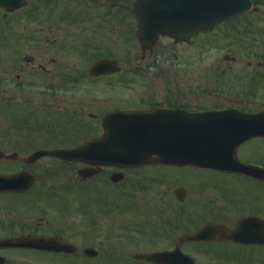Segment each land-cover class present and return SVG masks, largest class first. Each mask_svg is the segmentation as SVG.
Segmentation results:
<instances>
[{"label":"flooded vegetation","instance_id":"obj_1","mask_svg":"<svg viewBox=\"0 0 264 264\" xmlns=\"http://www.w3.org/2000/svg\"><path fill=\"white\" fill-rule=\"evenodd\" d=\"M136 1L28 0L23 9H0V135L5 136L0 137V264H85L87 259L101 256L103 242L111 244L112 257L106 259L107 263L100 260L94 264H163L145 259L153 254H164L171 264H182V259L190 264H264V159L250 155L256 151L251 150L255 145L264 149V0H252L253 8L234 21L240 29L234 35L236 46H246L248 52L244 51L241 57H226L224 60L231 65L221 68L219 89L201 91L204 97L213 95L216 100L234 95L227 105L214 102L207 107L206 101L198 104L190 100L194 94H190L191 90L186 94L178 91V72L171 67L174 79L168 86L169 96L152 100L144 96L141 104L126 102L128 105L123 107L109 104L103 96L82 99L76 83L85 81L97 87L99 82H107L110 88L111 77L121 75L120 59L105 50L116 44L115 16L117 22L125 18L128 31L132 29L130 16L119 4L131 5L135 10ZM135 20L132 30L141 51L138 60L143 61L154 46L141 43L136 17ZM208 33L211 32H200L192 38L201 41ZM246 33H251L249 42L242 40L243 36L249 40ZM192 38L185 43H191ZM171 40L174 45L180 43ZM121 78L128 82L124 80L129 78L127 75ZM117 109L234 113L235 117L225 116L229 121L220 124L219 134L224 141L220 155L213 154L214 147L209 145V153L189 156L199 161L222 159L220 169L162 164L120 169L35 154L98 137L106 114ZM258 113L262 116H252ZM57 115L73 117L80 129L90 134L71 145H35V131L50 133L47 130L52 125H59L54 121ZM227 125L231 127L228 129ZM227 149L229 152H224ZM52 160L55 162H48ZM56 162L72 164L75 177L82 182L102 178L90 188L78 185L75 192L82 204L95 200L90 211L84 212L88 219L81 218L90 224H86V229L94 230L97 239L93 244H82L84 238L79 229L78 235L74 233L76 219L67 222L60 217H36L35 211L30 213L32 217L28 216L25 201L40 198L44 192L42 186L36 187L42 174L35 168H52ZM167 170L192 171L198 178L189 186L182 174L169 175ZM114 183L120 186L114 188ZM36 188L40 192H33ZM103 189H110L113 195ZM87 194L88 197L83 196ZM107 205L118 206L119 211L108 208L113 222L104 227L97 214L106 213ZM76 235L81 239L75 241L72 236Z\"/></svg>","mask_w":264,"mask_h":264},{"label":"rangeland","instance_id":"obj_2","mask_svg":"<svg viewBox=\"0 0 264 264\" xmlns=\"http://www.w3.org/2000/svg\"><path fill=\"white\" fill-rule=\"evenodd\" d=\"M119 5L121 6L120 9L124 8L125 13L130 16L132 29H134L136 23V15L135 10H133V6L123 3H120ZM123 16L124 15H122V17ZM39 17H35V20H38ZM115 17L116 23L114 24V38L116 44L115 46H113V49H110L109 51L105 50V52L111 51L114 58L120 59V62L122 64V71L120 73L121 75L111 77L113 81L111 82L112 85L110 88L109 86H106V84L108 85L107 82H99L97 87L95 83H89L85 81L76 83L77 86L75 89L79 91L80 97H83L82 99H92L93 96H103V99H108L109 104L117 106L122 105L123 107L128 105H125L126 102H130L134 104V106L141 104V100H143L144 96L149 97L150 100L154 99V97L160 98L161 96H169L170 89L168 88V86H171L173 82V80L171 79H174V75L172 74L171 76L170 74L171 67L173 69H176L174 70L175 73L178 72L179 86L176 83L178 86V91L183 90L182 93H184L191 90L190 94H194L193 97L190 98V100H193L198 104L202 103V101H206L208 103L207 107L212 106L211 104H215L214 102H219L218 104L221 105H227L230 101L234 100V95L231 97H222L216 100L213 95H211L210 97H204L206 96L204 93H207L209 91L212 92V90L214 89H219L220 84L218 83H220L222 79L221 68L224 65H231V63H228V61L224 60L226 57H241L244 51L245 54L246 52H248V47L245 46L239 49V47L236 46V37H234V35L237 34L236 31L240 30L239 26L237 25L238 22H234V20L231 21L232 23L230 24L225 23L220 26H216L213 30H209V32L211 33H208V35L203 40L201 39L200 41V39L197 40L192 38V42L188 44H186L184 41L183 44L182 42H180L178 43V45H174L171 40L172 38L162 36L159 39L160 41L157 42L158 44L156 43L154 45L151 55H148L147 53L146 58L143 61H140L138 60V58L139 56H141V51L137 48L136 45L137 37L135 35V30L130 29V31H128L127 24L124 23L125 18H122L123 20L117 22L118 16ZM248 17H250V15H248ZM122 27H125L124 30L127 29L128 32H124ZM246 34L249 36V40H244L245 36H243V42H249L251 39V33ZM200 47H203L204 49L202 52L199 50ZM209 64L210 67L208 66ZM235 66L236 65H232L233 68ZM226 73L230 74L231 71H227ZM125 75L130 78L124 79L128 82L123 81V79L121 78L122 76L125 77ZM229 76L228 79L230 78ZM230 84H233V79H230ZM207 85H210V87H206ZM202 89L204 93H201ZM67 105L70 106V104ZM60 106L62 107V105ZM36 111L38 112V110ZM54 121L56 123L58 122L59 125H52L51 128L47 130V132L50 133L44 134L43 129L35 131V141H33L36 142L35 145H71L78 143L80 140L90 134L85 132L84 130H81L77 120L68 115H57L54 117ZM95 132L98 133V130ZM18 134L21 135L22 132L19 131ZM44 135L46 136V138L44 137ZM0 137L5 136L0 135ZM27 137H29V135ZM27 148V150L25 149L24 152H28L31 147L29 146ZM251 150H256L250 152V155L252 157L257 159H264V149L261 151L260 145H255ZM48 162L54 163L55 161L52 160ZM62 163L63 164L56 162L55 166L57 167L53 166L52 168L47 167L46 169L41 170H39L37 167L35 168L37 173L42 174V177L38 179L39 183H36V187L42 186L44 192H42L40 198L28 199L27 201H25V204H27L25 205V208H29L28 216L31 215L30 213H33V211H35L36 217H47L52 219L60 217V220L67 222L71 219H76L75 224L77 226L74 228V233L79 234V232L76 231L77 229H79L81 231V237L84 238V241H81L82 244H93L94 242H96L94 241V239H97L96 236L94 237V230L91 227L89 229H86V224L88 223L86 221H82L81 218H83L84 220L88 219L87 215H85L84 212L90 211L89 208L93 207L92 205L93 203L95 204V200L93 199V201L92 199H90L93 202H91L90 204L84 202L82 204L79 202V199L75 192L77 191L78 185L84 186L81 184H85L84 187L88 185V187L90 188L91 186L93 187L96 184L98 185L97 181L102 178L100 177L95 181L92 180V184L90 182H82L80 180H77V178L75 177L76 171L75 167L71 166L72 164L67 163L65 165L64 162ZM167 171L169 175L173 173L182 174L184 180L189 184V186H193L198 178L197 173L188 170L184 172H176L174 170ZM114 184V188H118L120 186V184ZM103 190L107 195H109L108 192L110 193V195H113V191H111L110 189ZM33 192H40V189L36 188ZM137 193L138 192L134 193L136 200L139 199V194ZM29 195H31V193ZM83 196L88 197V194ZM107 202H110L109 198ZM83 206H86L87 208L82 209ZM106 208L107 215L106 213L102 212H98L97 214L99 215L98 220L100 222V225L103 224L104 227L105 224L107 225L113 222V213L112 211L108 210V208H113L112 210L114 212L119 211L117 209L118 206L107 205ZM63 218L65 220H63ZM121 220L122 218L119 219V221ZM88 225L90 226V224ZM77 235L72 236L75 241L81 239L77 238ZM102 249L103 250L100 257L95 259H87V262L85 264H94L95 262H99L100 260H104L103 262L107 263L106 259L112 257V254L110 253L111 244H108V242H103ZM44 261L47 262L46 259H44ZM70 263L73 264L72 262ZM46 264H49V262H47ZM56 264L63 263H61V261H58L56 262Z\"/></svg>","mask_w":264,"mask_h":264},{"label":"water","instance_id":"obj_3","mask_svg":"<svg viewBox=\"0 0 264 264\" xmlns=\"http://www.w3.org/2000/svg\"><path fill=\"white\" fill-rule=\"evenodd\" d=\"M3 2L7 0H0V5H3ZM249 5L248 0H141L137 9L140 10L138 11L140 28L148 17L152 19L149 24L152 26L151 33L167 34L182 40L196 35L199 31L211 30L217 24L237 18L249 8ZM143 11L145 12L142 13ZM158 113L126 112L110 115L108 116L110 118L103 119V134L100 138L78 148L55 153L73 161L82 159L81 155H90L91 158L83 161L118 167L143 163L188 165L195 162L188 159V153L192 152L190 147L192 137L198 136L206 139L202 151L198 152L199 156L210 152L206 146L211 143L216 148L213 153L217 156L221 154L224 141L219 134L220 124L229 121L223 119L221 112L206 113L197 119H193L197 116L178 114V118H182L179 119L178 125L168 128L156 126V120H161ZM176 117L175 114L167 116L169 120ZM230 127L231 125H227L228 129ZM197 141L200 142L202 139ZM225 152H229L228 149ZM154 155L157 158H152ZM214 162L221 164L223 160ZM196 163L206 164L202 161ZM148 259L161 261L158 255Z\"/></svg>","mask_w":264,"mask_h":264}]
</instances>
